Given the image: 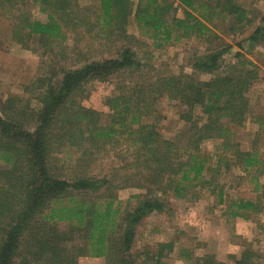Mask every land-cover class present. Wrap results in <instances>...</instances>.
<instances>
[{"label": "trees", "instance_id": "1", "mask_svg": "<svg viewBox=\"0 0 264 264\" xmlns=\"http://www.w3.org/2000/svg\"><path fill=\"white\" fill-rule=\"evenodd\" d=\"M179 1L185 17L169 21L171 4L166 0H93L90 4L0 0V15L14 19V37L21 42L38 38L55 51L70 32L80 35L75 37L74 67H55L27 83L23 95L0 98V264H81L83 255L105 256L106 264H176L167 260L175 250L174 242L136 248L138 226L168 206L170 189L181 194L205 177L208 159L201 152L203 143L222 138L236 164L250 175L264 167V152L257 145L244 150L233 141L234 127L243 126L251 113L248 91L259 76V66L243 52L228 60V47L219 44L198 55L194 67L209 73L207 79L182 72L126 80L128 75L142 74L145 64L135 50L139 39L128 32L132 16L140 32L159 46L194 34L222 39L219 30L236 34L253 23L238 0ZM34 8L46 17H35ZM92 35L110 44L122 42L111 46L114 55L94 59L92 54L86 57L91 48H79V42ZM249 38L256 43L264 39V14ZM116 79L103 121L101 111L83 101L93 82ZM160 95L184 106L180 116L189 123L185 142L164 136L157 121H149ZM256 118L264 126V113ZM119 136H126L135 147L133 158H126L127 171L110 177L91 173L82 162L90 151L85 141L95 145ZM66 145L78 146L82 154L68 167L71 173L63 172L67 165L55 155ZM253 178L255 190L261 191L263 185ZM128 186L146 190L134 194L124 206L117 190ZM220 196L223 201V190ZM231 205L237 206L233 210L237 214L257 203L242 199ZM77 234L85 240L71 246L69 241ZM177 256L191 259L192 264H217L211 255L195 257L187 247ZM256 257L246 250L236 263L258 264Z\"/></svg>", "mask_w": 264, "mask_h": 264}, {"label": "rangeland", "instance_id": "2", "mask_svg": "<svg viewBox=\"0 0 264 264\" xmlns=\"http://www.w3.org/2000/svg\"><path fill=\"white\" fill-rule=\"evenodd\" d=\"M83 4H90L93 0H81ZM216 0H213L215 2ZM249 11L248 15L253 23L246 25L240 33H223L219 30L221 38L200 37L196 34L185 36L181 39L171 40L159 46L153 37L144 35L132 16L128 26V32L134 34L140 42H136L135 50L139 59H142L144 70L142 74L134 73L128 75L129 80H141L145 77H157L162 74H180L182 72L197 73L203 79L211 75L207 72H198L194 67V61L198 55L210 51V47L223 44L228 47L226 57L234 59V55L241 51L248 59L253 60L259 67V76L248 91L251 101V113L243 126L234 127L233 141L238 147L249 150L257 145L259 151L264 152V126L257 121V116L264 113V39L257 41L250 40L260 19L264 14V0H238ZM170 3L169 21L175 16L185 17V7L179 0H166ZM35 17L44 19L46 13L39 8H34ZM14 19L10 16L0 15V98H7L10 95H23L24 86L40 75L50 72L53 68L61 69L62 66L74 67L76 59L74 50L78 44L76 36L79 32H70L69 37L60 47L56 46L55 51L49 50V45L41 44L38 38H31L26 43L14 37ZM82 30V28H81ZM96 32V31H95ZM94 32V33H95ZM80 36V35H79ZM85 36V34H84ZM87 36L90 37V34ZM93 38L79 42V48L90 52L92 58L100 59L115 54L113 47L120 44L118 40L112 44L107 39H100L97 35ZM88 37V38H89ZM211 41H214L211 43ZM88 42L91 47L87 46ZM47 47V48H46ZM77 65H81L78 62ZM143 69V68H142ZM145 72V73H144ZM124 78V77H123ZM116 81H95L89 87V95L84 99V104L101 111L102 120L108 116L109 107L106 99L116 87ZM157 110L149 118V121H157L158 129L164 136L185 142V133L189 123L180 115L184 106L178 101L169 99L166 95H160ZM263 127V128H262ZM119 140L112 139L108 143L100 140L97 144L85 141L90 151L83 157L88 164L87 169L98 176H114L117 171L123 174L127 171L124 165L126 158L132 159L131 141L126 136H119ZM223 139H207L201 152L207 156V170L205 177L193 183L188 189L178 194L170 189L166 194L169 201L163 211H156L144 218L138 226L136 248L145 246L155 248L160 241L174 242L175 250L167 260L176 264H192L191 259H179L182 247H187L194 252L195 257L211 255L216 259L217 264H237L236 258L242 256L244 251H254L257 256V263L264 264V167L247 173L239 167L233 159V153L228 152L222 144ZM235 146V147H237ZM132 147V148H131ZM256 147V146H255ZM60 163L65 162L67 167L63 172L71 173L72 164L77 163L81 151L78 146H64L55 153ZM225 159L222 161V157ZM118 168H120L118 170ZM263 185L261 191H256L257 180ZM121 180L122 176L117 177ZM253 178V180H252ZM214 187L217 190L212 191ZM139 186L121 187L117 190L120 199L124 202L134 194L145 191ZM223 190V201L220 191ZM242 199L254 200L256 207L237 209L233 202H240ZM137 201L133 199V203ZM82 235L77 234L76 238L69 241L72 246L84 241ZM81 264H106L105 256L83 255L80 257Z\"/></svg>", "mask_w": 264, "mask_h": 264}]
</instances>
